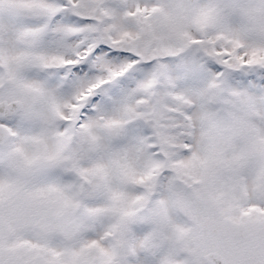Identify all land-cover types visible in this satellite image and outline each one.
Returning a JSON list of instances; mask_svg holds the SVG:
<instances>
[{
  "label": "snow or ice",
  "instance_id": "1",
  "mask_svg": "<svg viewBox=\"0 0 264 264\" xmlns=\"http://www.w3.org/2000/svg\"><path fill=\"white\" fill-rule=\"evenodd\" d=\"M0 264H264V0H0Z\"/></svg>",
  "mask_w": 264,
  "mask_h": 264
}]
</instances>
